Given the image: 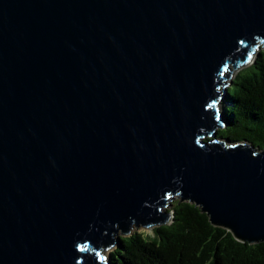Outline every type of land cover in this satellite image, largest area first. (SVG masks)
Returning a JSON list of instances; mask_svg holds the SVG:
<instances>
[{"label":"water","instance_id":"95a60500","mask_svg":"<svg viewBox=\"0 0 264 264\" xmlns=\"http://www.w3.org/2000/svg\"><path fill=\"white\" fill-rule=\"evenodd\" d=\"M261 45L264 0H0V264H109L175 197L263 243L264 147L218 136Z\"/></svg>","mask_w":264,"mask_h":264},{"label":"trees","instance_id":"16d2710c","mask_svg":"<svg viewBox=\"0 0 264 264\" xmlns=\"http://www.w3.org/2000/svg\"><path fill=\"white\" fill-rule=\"evenodd\" d=\"M231 81L222 104L227 127L218 136L263 148L264 48ZM169 207L173 213L169 223L121 236L109 264H264V242L238 241L230 231L213 226L192 202L177 197Z\"/></svg>","mask_w":264,"mask_h":264},{"label":"rangeland","instance_id":"374dc122","mask_svg":"<svg viewBox=\"0 0 264 264\" xmlns=\"http://www.w3.org/2000/svg\"><path fill=\"white\" fill-rule=\"evenodd\" d=\"M261 46H262V45H261ZM262 49H263V47L260 48V50H262ZM260 50L254 55V59H253L252 63H253V62L256 60V58L259 56V52H260ZM252 63H251V64H252ZM251 64H249V65H247V66H245V67H242V68L236 70V71L234 72V75H233L232 78H234V77L239 73L240 70H242V69H244V68L250 66ZM231 80H232V79L229 78L227 82H228L229 84H231V83H232ZM229 84H228V85H229ZM223 102H224V101H222V103H223ZM176 198H177V197H175L173 201H175ZM170 208H171V207L168 206V207H167V210H170ZM151 229H152V228L147 229V228H144V227H141V226H140V227H138V228H134L133 231H132V234L135 233V232H145V231H146V233H147V232H150ZM122 236H124V235H122ZM125 236H126V235H125ZM115 249H116V248H114L113 250H110L108 254H110V253H111L112 251H114Z\"/></svg>","mask_w":264,"mask_h":264},{"label":"bare ground","instance_id":"6f19581e","mask_svg":"<svg viewBox=\"0 0 264 264\" xmlns=\"http://www.w3.org/2000/svg\"><path fill=\"white\" fill-rule=\"evenodd\" d=\"M226 97V96H225ZM225 97L223 98V100L222 101H224L225 100Z\"/></svg>","mask_w":264,"mask_h":264}]
</instances>
